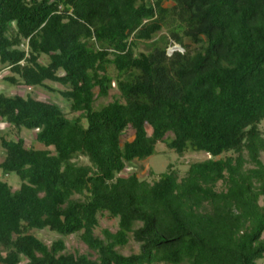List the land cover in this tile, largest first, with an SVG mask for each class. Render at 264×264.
Instances as JSON below:
<instances>
[{"label": "trees", "instance_id": "trees-1", "mask_svg": "<svg viewBox=\"0 0 264 264\" xmlns=\"http://www.w3.org/2000/svg\"><path fill=\"white\" fill-rule=\"evenodd\" d=\"M3 70L79 115L0 92V123L45 147L0 130V171L21 180L0 179V264H263L264 0H0ZM113 84L120 99L96 108ZM158 142L209 157L122 174ZM105 213L118 228L101 237ZM44 229L60 237L31 232ZM70 235L90 253L67 252Z\"/></svg>", "mask_w": 264, "mask_h": 264}, {"label": "rangeland", "instance_id": "rangeland-1", "mask_svg": "<svg viewBox=\"0 0 264 264\" xmlns=\"http://www.w3.org/2000/svg\"><path fill=\"white\" fill-rule=\"evenodd\" d=\"M166 5H169L167 3ZM140 49H144V46H141ZM175 50L183 51V49L177 47V44H173L168 47L167 53L170 55ZM43 62H48L47 57H43ZM110 72L113 74L115 70L113 67L110 68ZM8 70H3L0 73V92H3L7 95H15L20 94L22 96H26L31 94L33 97L38 99H43L46 101H52L57 103L62 107L64 112L69 118H73L79 113H72L69 109L68 101H66L61 94L58 92H50L43 87H26L24 85H12L4 80V76L8 75ZM52 87L62 90L64 87L58 83L48 82ZM98 90L96 89V95ZM115 99H120V94L115 85L113 84L109 95L107 97L97 98L95 101V107L100 108L101 106L108 104L109 102L114 101ZM122 100V99H121ZM261 128L264 129V122L261 124ZM0 130L1 134H3L7 139H17L19 136L24 138L25 145L27 147H34L37 149L45 148L44 145L38 142L36 139V131L34 130H27L23 129L21 132H18L14 127L9 126L7 123H0ZM133 136V131L128 130L122 136L123 140L131 139ZM205 157H209L206 155L205 152H196V151H188L183 156H179L174 150L167 148L165 143L158 142L155 147V153L150 157L144 160H135L131 164L127 166V168L122 172L123 175H127L130 173H136L138 177L142 179L152 180L150 175L151 172L155 173L158 177L160 174L166 172L169 168V165H173V167L178 170L180 175H183L187 169L189 168L190 164L197 161L202 160ZM4 159V150L0 144V162ZM262 159L264 161V153L262 154ZM78 162L80 163H88V159L84 156H80L78 158ZM0 179L6 180L13 190H16L20 187L21 180L19 176L15 173H12L8 176H4L0 171ZM260 204H264V197L260 199ZM118 228V220L110 218L108 214H103L100 216V224L96 229V234L99 236H103V230L109 229L112 232H115ZM33 234L39 237L42 241H44L47 245H51L53 241L60 237L59 234L52 232L48 229L44 230H32ZM65 242L67 246V252L70 253H90L87 246L79 239L77 235H70L65 237ZM0 250H2L0 248ZM120 251L125 254L129 255L134 252L139 251V244L134 242L133 240L130 241L128 245L123 248H120ZM95 257V255H92ZM264 264V259L260 261Z\"/></svg>", "mask_w": 264, "mask_h": 264}, {"label": "water", "instance_id": "water-1", "mask_svg": "<svg viewBox=\"0 0 264 264\" xmlns=\"http://www.w3.org/2000/svg\"><path fill=\"white\" fill-rule=\"evenodd\" d=\"M177 47L181 48V46H179V45H177ZM181 49H183V48H181Z\"/></svg>", "mask_w": 264, "mask_h": 264}]
</instances>
